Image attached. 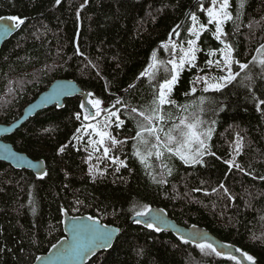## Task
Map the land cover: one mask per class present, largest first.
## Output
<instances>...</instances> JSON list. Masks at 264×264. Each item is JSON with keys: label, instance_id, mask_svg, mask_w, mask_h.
I'll list each match as a JSON object with an SVG mask.
<instances>
[{"label": "trees", "instance_id": "trees-1", "mask_svg": "<svg viewBox=\"0 0 264 264\" xmlns=\"http://www.w3.org/2000/svg\"><path fill=\"white\" fill-rule=\"evenodd\" d=\"M194 1L0 0V17L25 20L0 48V122L20 116L59 77L75 79L104 103L115 100L125 121L110 127L111 135L124 143L107 141L110 156L124 159L121 166L108 158L101 163L89 158L84 143L76 141L80 95L66 98L63 107L44 108L5 137L18 150L44 159L47 170L37 175L0 161V264H32L47 252L64 236V211L120 227L112 248L87 264H251L245 253L264 264V105L257 108L264 100V67L257 51L264 44V0H243V7L242 0H229L232 19L225 22L224 35L217 40L215 24H208L197 41L196 63L180 72L173 89L177 105L193 104V113L205 97L199 114L203 128L213 129L208 144L215 155H205L199 164H185L168 152L163 159L153 154L144 162L134 155L137 147L141 153L155 151L132 139L140 118L130 109L147 108L156 83L140 73L156 53L162 82L165 67L171 68L167 61L178 52L172 45L194 37L188 31L191 15L208 23L205 8L212 0H198L172 37ZM224 43L231 46L234 61L249 64L248 69L220 91L197 88L192 93L195 79L208 72L210 53ZM232 68L239 71L236 63ZM165 107L181 114L180 108ZM233 160L240 168L226 163ZM93 163L100 171H90ZM148 207L211 231L239 254L216 249L217 256L165 228H148L137 215ZM229 255L238 256L230 260Z\"/></svg>", "mask_w": 264, "mask_h": 264}, {"label": "snow or ice", "instance_id": "snow-or-ice-1", "mask_svg": "<svg viewBox=\"0 0 264 264\" xmlns=\"http://www.w3.org/2000/svg\"><path fill=\"white\" fill-rule=\"evenodd\" d=\"M217 0H212L213 5H215ZM57 3H60V0H57ZM241 7H243V0L241 2ZM229 0H222L219 5V10L215 7L207 8V15L210 17L209 23L215 22V38L217 40L221 39V36L224 35L223 27L225 21L231 20L232 16L228 12ZM0 20H11L14 23L12 24H0V33L7 34L12 31L14 27L17 25H22L24 23L23 19H19L18 17H0ZM192 27L188 30L195 39H189L187 41L188 47L185 49L181 46L178 59H170L167 61V64L171 65V68L165 67V76L163 77L162 82H160L158 78L159 67L157 62L155 61L156 53H153V63L148 66V68L144 69L140 75L147 76L150 81H155L156 83L153 85L154 92L153 98L150 102V105L144 109L131 108L130 114H135V116L140 119L136 120V134L132 137L133 140L137 141L138 144H143L148 146L150 149H155L153 153L151 150L146 153H141L139 149L134 153V155L140 157L141 161L144 162L146 157L149 155H155L158 159L164 156L165 152H168L180 160H182L185 164H199L202 163V158L205 155H215V153L210 152V145L208 141L211 138V134L213 129L208 127L207 129L203 128L205 121L202 120L199 113L203 112V103L205 102V97L201 96L199 98L201 107L199 108V112L193 113L190 112L189 109L195 107L193 104H185V105H177L176 101L172 99V93L175 85L178 82L180 72L185 67L186 64L194 65V62L197 59L196 53L199 51L197 47V41L200 39L201 32L204 31L205 25L198 24V18L196 15L191 16ZM223 43V41H221ZM177 45L173 44L172 49H175ZM222 53V60H216L215 66L217 69L226 70L227 75L219 76V77H197L196 82H200L203 84V91H220L228 84H231L238 76H240V72L248 69L249 64L240 63L239 61H234L232 57V48L230 45L225 44L224 48L220 50ZM260 54L261 58L259 59V64L261 67H264V44L260 46V49L257 50ZM210 55H215V53H210ZM256 57H253V61H256ZM233 63L238 65L239 71L234 72L232 69ZM208 65H212V60H207ZM223 65V68H221ZM250 79V77H246ZM192 93L196 92V88L193 87L191 89ZM91 96L92 94L89 93ZM187 95V94H186ZM89 104L92 105L94 109H96L95 116H99L101 109V100L92 99L88 101ZM117 103H123L121 100H117ZM260 105H264V100H260L257 104V108ZM165 106H171L180 108L181 114L176 115L175 113L166 110ZM83 107V105H82ZM184 113H188L185 115ZM117 116L116 112L109 111L108 117L103 122V125L100 124H86L84 125V129H91L92 133L95 136L99 137L98 140H90L89 144L92 146L93 150H98L97 145H103L105 140L108 139L111 141L112 145L123 144L124 141H119L114 138L110 132L106 129L110 126V118ZM81 117L79 114L76 115V119L79 120ZM94 117L85 114V120H91ZM135 119V117H133ZM118 126L123 124L122 120H119ZM212 123H215L213 121ZM80 129H77L79 132ZM76 139H80L79 136L75 137ZM66 146H61L59 148L60 152L65 151ZM135 147V145H134ZM235 148L237 151L241 148L240 139H237ZM110 148L104 147L103 155L105 157L109 156ZM91 158V157H89ZM113 162L116 163L117 159L114 158ZM120 164H123V161H119ZM230 166H235L236 168H240L239 164H236L235 161H226ZM167 167V165H165ZM92 169H90L91 171ZM169 173L171 169H168ZM264 179V177H261ZM223 187V185H221ZM225 191H227L225 189ZM137 215H144V213H137ZM158 217L149 215L148 220L145 221L148 228H153L154 224L149 221H156ZM139 222V221H137ZM89 232L91 233V242L95 246L105 247L110 239V233L107 228L98 227V226H89ZM159 231V228H156ZM202 250L207 248L214 252L217 256L221 255L212 244H200L198 245ZM92 249L89 248L88 251ZM239 251V249H237ZM247 261L251 262V264H256L253 256L244 254ZM228 259L236 260V257L233 255H229ZM239 264V261H237Z\"/></svg>", "mask_w": 264, "mask_h": 264}, {"label": "water", "instance_id": "water-1", "mask_svg": "<svg viewBox=\"0 0 264 264\" xmlns=\"http://www.w3.org/2000/svg\"><path fill=\"white\" fill-rule=\"evenodd\" d=\"M196 1L198 0H195L192 6L187 9L181 22L172 32V37H174L182 27ZM3 17L7 18L11 16ZM5 23L12 24L14 22L11 20H0V24ZM18 28L19 25L14 27L12 31L7 34L0 33V48L5 41L18 30ZM75 95H80L82 97L85 106H91L88 103L89 92L85 91L75 79L59 77L46 89L40 92L35 99L28 103L24 107L20 116L9 122H0V161L9 163L16 168L30 169L37 175L45 174L47 165L44 159L33 158L26 152L18 150L13 143L6 140L5 137L13 134L31 116H34L39 111L53 105L63 107L65 99ZM63 213L62 226L64 236L54 243L47 252L39 254L32 264H87L98 252L112 248L121 232L118 225L105 223L101 219L91 217L87 214L73 215L67 211H64ZM149 215L159 218L157 213H150ZM149 215H139V217L145 222L148 220ZM162 219H165V222H159L158 220L155 222L158 223L159 227H163L170 232L176 233L177 235L190 240L207 238L210 239L218 249L227 250V248H230L234 253H237L234 246L223 242L222 239L209 230L196 231L187 225L177 222L169 216H162ZM93 225L108 229L110 239L105 247L95 246L91 242V233L88 228ZM89 248L92 250L88 251Z\"/></svg>", "mask_w": 264, "mask_h": 264}, {"label": "rangeland", "instance_id": "rangeland-1", "mask_svg": "<svg viewBox=\"0 0 264 264\" xmlns=\"http://www.w3.org/2000/svg\"><path fill=\"white\" fill-rule=\"evenodd\" d=\"M222 2V0H217V2H216V4L215 5H213V3H211L208 7H206L205 8V12H206V14H207V11H206V9L207 8H210V7H215L217 10H219V5H220V3ZM200 10H203V6L200 8ZM228 10V9H227ZM229 12V11H228ZM192 15H196L197 16V18H198V24H197V27H199V24H204L205 25V29L208 27V24H209V22L207 23V24H205V23H203L202 21H201V18H200V16H198L197 14H192ZM191 15V16H192ZM190 19H191V17H190ZM209 19H210V17H209ZM226 22V21H225ZM225 22H224V24H225ZM214 24H215V22H213ZM224 24L222 25V27H223V32H224ZM192 27V21L190 22V26H189V29ZM204 29V30H205ZM203 32V31H202ZM201 32V33H202ZM190 33V32H189ZM189 39H195V37H192V38H189ZM188 39V40H189ZM187 40V41H188ZM185 41H183V40H180V42H178V43H176V45H177V47L175 48V51L177 50L178 52H177V54L175 55V57L173 58V59H178V57H179V55H181L182 53L180 52V48H181V46L182 47H184L185 49L188 47V45L186 44V43H184ZM225 44H227V43H224L223 44V46H222V48L221 49H223L224 48V46H225ZM229 45V44H228ZM220 49V50H221ZM218 51V50H214V51H212L211 53H215V55H211L210 56V58L208 59V60H212L213 61V64L212 65H208L207 64V67H208V72H205V73H203L202 75L200 74L199 76L200 77H213V76H215V77H219V76H223V75H227V71L226 70H221V69H217L216 68V66H215V61L216 60H222V53H221V51ZM196 56H197V53H196ZM155 61H156V59H155ZM157 62V61H156ZM153 63V59H152V61H151V63L150 64H152ZM196 63V61L194 62V64ZM186 66H192V65H190V64H186L185 65V67ZM184 67V68H185ZM183 68V69H184ZM221 68H223V65H221ZM182 69V70H183ZM233 69V68H232ZM181 70V71H182ZM234 72H236L235 70H233ZM195 81H196V79H195ZM193 87H195L196 89L197 88H201V89H203V84L202 83H200V82H196L195 84L193 83ZM92 99H96L95 97H93L92 95L90 96L89 95V98H88V101L89 100H92ZM173 99V98H172ZM91 105V104H90ZM101 109H102V111H101V113H100V115L99 116H95V112H96V109H94L93 107H92V105L90 106V107H88V106H83V110H82V112H81V119H82V123H81V125H80V127H79V129H80V131L79 132H77L76 133V135H75V137L76 136H79L80 137V139H76V141H78V142H83L84 143V145H85V147L87 148V150L89 151V153H90V157H98L99 159H98V161L101 163L102 161H103V159H105V158H108V160H109V162L110 163H113V164H115L114 162H113V159L114 158H116L117 159V162H116V164L118 165V166H121L122 164H120L119 163V161H123V164H124V159L122 158V159H119V158H117V157H115V156H110V154H109V156H107V157H105L104 155H103V151H104V147H109L108 146V143H107V141H108V139H106L105 140V143L103 144V145H97V148H98V150H93V148H92V146L89 144V141L90 140H98L99 139V137H97V136H95V134L94 133H92V130L91 129H87V130H85L84 129V125H86V124H89V123H92V124H100V125H103V122L105 121V119L108 117V113H109V111H114V112H116V114H117V116H115V117H111L110 118V126L106 129L108 132H110V127H111V125L112 124H115L116 123V125L118 126V123H119V121L117 120V117H119V120H122L123 121V124H124V118H122L121 117V115H120V109H121V107L120 106H118L117 104H116V101L114 100V101H112L111 103H104V102H102L101 101ZM85 114H89V115H91V116H93L94 118L93 119H91V120H85L84 119V115ZM123 124H121V125H119V127L120 126H122ZM115 138V137H114ZM110 148V147H109ZM139 149V151H141V149L139 148V147H137V150ZM155 152V151H154ZM164 157V156H163ZM163 157H162V159H163ZM109 163V164H110ZM90 169H92L91 170V172H93V173H96V172H98V171H100V169H99V165L97 164V163H93L91 166H90ZM155 209L153 208V207H148V208H146V210L144 211V212H148V213H151L152 211H154ZM143 212V213H144ZM145 214V213H144ZM160 222H164L165 220H163V219H161V218H159L158 219ZM200 244H209V243H207V242H205V241H200L199 243H198V245H200ZM235 256H238V255H235Z\"/></svg>", "mask_w": 264, "mask_h": 264}]
</instances>
